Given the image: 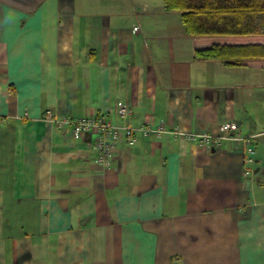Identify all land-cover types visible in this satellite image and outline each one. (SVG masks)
Segmentation results:
<instances>
[{
    "label": "crops",
    "instance_id": "0c3cea01",
    "mask_svg": "<svg viewBox=\"0 0 264 264\" xmlns=\"http://www.w3.org/2000/svg\"><path fill=\"white\" fill-rule=\"evenodd\" d=\"M121 103L109 167L44 118ZM0 264H264V68L196 58L165 0H0Z\"/></svg>",
    "mask_w": 264,
    "mask_h": 264
},
{
    "label": "trees",
    "instance_id": "16d2710c",
    "mask_svg": "<svg viewBox=\"0 0 264 264\" xmlns=\"http://www.w3.org/2000/svg\"><path fill=\"white\" fill-rule=\"evenodd\" d=\"M195 38V56L264 68V0H165Z\"/></svg>",
    "mask_w": 264,
    "mask_h": 264
},
{
    "label": "built area",
    "instance_id": "2783aa9c",
    "mask_svg": "<svg viewBox=\"0 0 264 264\" xmlns=\"http://www.w3.org/2000/svg\"><path fill=\"white\" fill-rule=\"evenodd\" d=\"M138 28H135L137 31ZM133 111L131 106L121 103L118 109V116L124 120L123 126H116L112 124L104 115H94L87 113L84 116L77 118H63L58 119L52 110H47L44 113L46 121L58 128L70 126L72 128L73 136L75 139L86 141L90 138L88 143L91 149L96 154L97 162L104 167H109L115 160V155L119 142L126 138L129 145H133L136 141L135 130L128 122L132 116ZM145 133H153L159 137L164 134L171 133L175 136H182L189 141H195L199 146L205 147L208 151L218 150L222 147V144L227 139H238L232 135L236 134L239 127L235 123H226L222 126V133L214 136L208 133H190L183 134L181 131L174 129L169 130L164 126L153 128L151 126H145L140 129ZM245 144L248 145L247 162H254V148L252 147L251 138H241Z\"/></svg>",
    "mask_w": 264,
    "mask_h": 264
}]
</instances>
